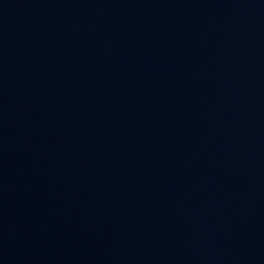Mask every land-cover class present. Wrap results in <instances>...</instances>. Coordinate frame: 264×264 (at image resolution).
Masks as SVG:
<instances>
[{"label":"water","instance_id":"1","mask_svg":"<svg viewBox=\"0 0 264 264\" xmlns=\"http://www.w3.org/2000/svg\"><path fill=\"white\" fill-rule=\"evenodd\" d=\"M0 264H264V0H0Z\"/></svg>","mask_w":264,"mask_h":264}]
</instances>
